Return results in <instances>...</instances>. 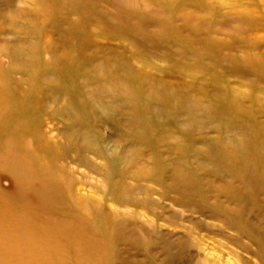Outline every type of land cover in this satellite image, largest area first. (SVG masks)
I'll list each match as a JSON object with an SVG mask.
<instances>
[{
	"label": "rangeland",
	"instance_id": "obj_1",
	"mask_svg": "<svg viewBox=\"0 0 264 264\" xmlns=\"http://www.w3.org/2000/svg\"><path fill=\"white\" fill-rule=\"evenodd\" d=\"M37 65L89 75L97 110L58 90L3 146L5 264H264V0H0V70Z\"/></svg>",
	"mask_w": 264,
	"mask_h": 264
},
{
	"label": "bare ground",
	"instance_id": "obj_2",
	"mask_svg": "<svg viewBox=\"0 0 264 264\" xmlns=\"http://www.w3.org/2000/svg\"><path fill=\"white\" fill-rule=\"evenodd\" d=\"M47 49V51L51 50L50 54L53 56L54 49L52 47H48ZM38 54H40V52H38ZM39 57H41V55H39ZM57 60H60V62L55 66L60 67V69L63 71L70 70L73 63L75 62L74 58L70 60V58L67 56H65L64 58H57ZM44 63V67L46 70L49 69L48 67L50 64L53 65L51 62ZM20 74L21 78H19L18 80H9L8 78H5V71L0 70V157H3V155H5V148L3 146L10 141V137L12 135L16 134V138H20L21 136L25 137L27 135H32L34 137V135L41 133L40 129L43 125V121H41V118L42 116L47 114V105L58 99L56 94L58 90L64 89L68 93H70L73 97H70L71 100H82L85 103L82 108L87 107V110L89 108H91L92 110H97L96 107L89 101L84 100V98H87L91 94L88 92L85 93L84 91L92 85V78L89 75H75L73 73L66 72V74L62 76V82L56 81L55 83H52L51 77L47 76V74H45L44 71L41 70L40 65H37V68L32 71L33 76L29 77L28 79L23 78L24 75L22 71H20ZM128 77L131 79L130 75H128ZM43 78L47 79L49 81V84L46 80H43ZM134 78L137 80L140 79L138 75H134ZM25 82H27V86H24ZM174 83L176 84V82L171 79H167L165 81L166 86H170ZM99 95L101 97H104L101 94ZM93 96H95L94 93L91 97ZM105 99L107 98L104 97L103 100L105 101ZM108 100L109 99H107V101ZM110 101H108L109 104ZM112 104L114 105V103ZM103 111L109 116L110 112L108 111V108H105ZM57 114L58 113L56 111L52 110L51 114H49V117H54ZM47 130V135L49 134L48 140L52 141L51 139L55 136V128L53 125H48ZM63 131H65V133L70 132V130L66 127L61 129V132ZM84 134L85 132L79 134L77 138L81 139L82 137V141L85 146L91 145L92 143L85 136L86 134ZM37 143L38 145L33 149V151L35 152V154H38V156L46 157L48 161L44 162L55 163L56 161H58L59 158L57 156L56 150L54 149V145H52V142L47 144L43 140H37ZM80 148L81 147H79L78 145L76 146L77 153L80 152ZM126 157L129 158V156L127 155ZM12 158H14L15 160L16 156L13 155ZM69 158L70 157L68 155L64 157L66 161H68ZM119 162H117V165L115 166L112 161L109 163V166L112 168H118ZM130 162H133V160H130L128 163ZM74 163L79 165L77 161H74ZM79 163H84V159L80 158ZM128 163L126 164L128 165ZM14 166L16 169L19 168L21 170L23 167L28 168L29 165L27 162L25 163L22 160L18 159L17 163ZM88 167L93 168V165L89 164ZM125 168L126 166L124 165L123 169H120V180L122 181H125L128 175V173L126 172L127 169ZM18 237L20 236L17 235L16 239ZM3 248H6L4 251L5 256L0 259V264L7 263V258L8 260H14L15 258V261H22V259L24 258V255H16L14 257L11 256L10 248L8 245H0V252Z\"/></svg>",
	"mask_w": 264,
	"mask_h": 264
}]
</instances>
